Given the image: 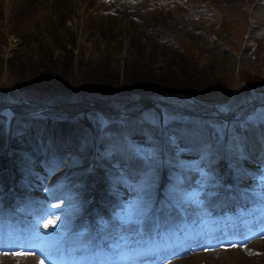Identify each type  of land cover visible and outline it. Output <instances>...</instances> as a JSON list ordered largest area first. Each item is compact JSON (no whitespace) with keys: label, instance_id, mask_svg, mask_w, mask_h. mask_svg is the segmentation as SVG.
<instances>
[{"label":"rangeland","instance_id":"rangeland-1","mask_svg":"<svg viewBox=\"0 0 264 264\" xmlns=\"http://www.w3.org/2000/svg\"><path fill=\"white\" fill-rule=\"evenodd\" d=\"M88 3L82 15L78 12L70 13L73 9L72 2L71 7L67 6L65 14L59 6L52 11L50 8L45 9L44 5L20 13L24 0H0V93L9 95L12 84L23 89L22 93L26 94L24 84L30 82L28 85L32 87L31 82L46 81L49 84L48 94H85L91 98L88 101L97 106L89 103L84 112H91L98 107L109 113L106 107L99 104V100L109 101L138 90L144 94L161 89L199 94L217 92L215 97L219 98L222 108L227 111L232 110L233 103L236 105L240 100L238 95L244 84L259 85L264 82V35L259 34L263 20L262 16H256L260 10H264V0H97L94 4L92 0H88ZM108 18L120 33L116 34L114 47H102L93 38L94 26ZM253 22L258 26L253 38H250L252 40L248 41L247 35L252 30ZM234 90L239 94L233 96ZM255 94V88L249 86L241 95L253 99ZM131 95L134 94L127 97ZM139 98L135 102L147 106L148 102ZM135 102H116L109 109L113 110L124 104L127 108L134 104L129 109L132 111L136 108ZM35 106L27 104L24 109L33 113L48 107L39 104ZM262 112L264 107L258 110V113ZM251 118L249 116L246 119ZM152 124L155 128L158 127L159 120L152 119ZM218 124L220 130H223V138L225 125ZM233 125L228 124L230 135L233 134ZM62 130L61 125L52 128L51 138L54 132ZM187 132V127L169 120V124L164 122L162 129L150 133L147 139L143 136L135 137L137 141L146 142L147 146H150L152 137H156L160 144L166 146L170 157L181 160L186 158V154L180 149H184L183 134ZM21 136L15 142H10L14 148L17 144L23 145ZM33 138L36 135L30 134L28 139ZM5 141L7 143L8 138L1 140L0 150ZM95 141L91 140L89 146H75L70 155L64 158L59 171L54 173L47 169L58 165L59 160H55L53 164L48 162L47 166L40 164L30 170L24 163L31 167L35 164L16 155L24 165L14 163L15 190L23 198H26V194L37 202L43 201L45 213L40 221L50 219L44 229H67L81 213H77L75 207L68 206L64 210L58 207L62 203L69 205L76 201L85 204L91 195V175L82 174L77 177L72 188L67 187V184L57 185L86 166ZM102 141H99V147ZM191 143L198 146V140ZM241 143L245 145L251 142L247 138ZM111 150V157L116 160L100 158L102 165L107 167L98 174V178L101 177L100 189L103 188L104 191L111 186L115 194H121L119 199L123 201L127 192H130L126 200L136 204L143 202L137 198L145 197L139 194L140 190L146 198L152 197L155 190L152 181L156 180L154 173L141 174L134 179L126 178L128 172L122 170L119 162L126 157L132 158L133 155L122 147ZM146 151L154 153L156 148ZM246 151L252 155L257 154L256 149L249 146L242 150L245 157H239V161L252 165L255 162ZM187 156H191V159L188 158L190 161L195 159L193 153H188ZM136 161L138 166L144 165L140 160ZM2 163L0 159V166ZM165 168L172 170L169 166ZM144 169L146 165L142 166L140 172ZM212 169L211 165L207 167L208 171ZM40 175L46 177L44 182L39 181ZM4 188H0V191ZM44 191L46 194H43ZM58 192L59 195L53 197ZM69 196L71 202L68 200ZM194 200L199 204L200 199L188 196L189 205L186 208L191 207ZM56 201L60 202L55 203ZM14 204L20 207V203L14 201ZM119 208L120 206H115V209ZM18 214L23 215L21 210H18ZM47 233L50 234V231ZM250 255L255 258V264H264L260 257ZM244 256L245 258L242 254L233 264H247L249 257ZM205 257L199 264H231L223 253Z\"/></svg>","mask_w":264,"mask_h":264},{"label":"bare ground","instance_id":"bare-ground-1","mask_svg":"<svg viewBox=\"0 0 264 264\" xmlns=\"http://www.w3.org/2000/svg\"><path fill=\"white\" fill-rule=\"evenodd\" d=\"M96 1L97 0H92V4H94ZM71 2H72V8H73L72 10H70L71 14H75L76 12H78V13H80V15H82L84 9H86L87 5L89 4L88 0H24V4L21 6L20 13H24L30 9L40 8V6L44 5L45 9L50 8L52 11L55 8H57V6H59L60 9L64 10V14H65V11L68 9L67 6L69 7V5H70V7H71ZM86 11H88V10H86ZM257 11H255V12H257ZM259 15L262 16V20H263V22L261 24L262 29H261V31H259V34L264 35V10H260L258 15H256V16H259ZM56 16H57V14H56ZM109 18L107 20H105V19L101 20V22L99 24L95 25L94 29H93L94 33H95L94 34L95 36H93V38L96 40V42L98 44L101 43L102 47H114V44L116 43V36H117L116 34H120L117 31L118 28H116L113 25L114 23H112V21ZM252 25L253 26H252V30H251L250 35L253 37L254 33H255L254 31L258 25H255L254 22L252 23ZM94 39H93V41H94ZM2 218L5 220L9 219V217L7 215H5V216L3 215ZM257 225L258 226H256L254 231H250L248 234H245L244 236L249 238L250 242H253V243H250V245H251L250 247L254 248L255 251L259 250V253L263 254L262 256H260V258L264 260V236H263L264 230H263V225H261V224L260 225L257 224ZM190 229L193 230L192 228H190ZM227 231H228V229H226V231H224V232H227ZM214 233H215V235H220V234H216V232H214ZM228 233H230L232 235V231H230ZM226 235H229V234H225V236ZM257 235L259 237H257ZM195 236L201 237V235H199V232H197V231H195ZM27 239H28V237L24 236L23 240H27ZM213 241H214V244L216 245L220 241V238L214 239ZM166 243H167V245H169L170 242L166 241ZM209 243H211V242L208 239H204L203 241L192 240L190 247H188L189 253H190L189 257L184 258V259L174 260L168 264H199L200 262H202L206 258L205 255L207 253H209L210 251H201L199 253H194L192 250H195V249L200 248V247H206ZM12 247H16V245H13ZM15 249H18V248H15ZM230 250L231 251L221 249L220 253H223V256L231 264L235 263V261L240 259L242 254H243L244 258H245L244 255L249 257L247 264H255V262H254L255 258H252V256L249 253L248 254L245 253L243 248H237V250H235L234 248H230ZM217 253L218 252L215 250V251H212L211 255L214 254V256H215ZM0 264H37V259L34 255H28V254H22V255L18 256L17 258L10 257L8 255H5V256L1 255L0 256Z\"/></svg>","mask_w":264,"mask_h":264},{"label":"trees","instance_id":"trees-1","mask_svg":"<svg viewBox=\"0 0 264 264\" xmlns=\"http://www.w3.org/2000/svg\"><path fill=\"white\" fill-rule=\"evenodd\" d=\"M43 82L45 83V81H42V83H43ZM29 83H30V82H29ZM40 84H41V83H40ZM40 84H39V86H38V87H41V85H40ZM24 85H25V86H28V84H27V85H26V84H24ZM31 91H33V90L31 89ZM156 95H157V96H160V97H166V95H167V94H165V93H159V92H156ZM12 96H13V98H16V97H17V95H15V94H13Z\"/></svg>","mask_w":264,"mask_h":264}]
</instances>
